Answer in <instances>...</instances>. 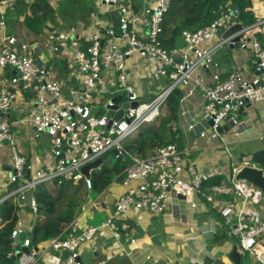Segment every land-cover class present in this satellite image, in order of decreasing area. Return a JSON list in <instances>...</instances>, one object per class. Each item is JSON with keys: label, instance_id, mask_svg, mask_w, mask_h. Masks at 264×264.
I'll use <instances>...</instances> for the list:
<instances>
[{"label": "built area", "instance_id": "2783aa9c", "mask_svg": "<svg viewBox=\"0 0 264 264\" xmlns=\"http://www.w3.org/2000/svg\"><path fill=\"white\" fill-rule=\"evenodd\" d=\"M16 1L0 0V69L14 72L8 80L0 83V145L7 144L11 148L13 163L7 181L8 186L14 187L0 203L13 199L20 206L26 201V193L33 192L40 185L80 182L90 191V177L86 178L81 169L112 151L115 152V161L128 156L131 162L120 175L125 191L114 200L111 214L101 223V227L109 229L115 239H120L127 230V223L117 221L130 209L160 214L174 198H183L193 208L192 198L196 195L211 202L212 198L203 193L202 185L223 176L220 168L196 171L188 151L175 144L160 147L153 156L141 159L128 155L122 143L142 126L157 124L168 96L176 89L182 92L179 105L198 94L202 103L201 119L211 122L210 129L202 130L199 138L213 141L219 138L218 129L224 122L233 126L238 124L241 108L264 102V45L258 39L260 32L264 37V19L243 26L238 20V10L228 7L207 26L194 32L183 31L185 47L165 50L159 37L164 15L173 0H149L142 8H136L131 0H98L117 12V32L111 27L100 26L81 43L80 39L74 38L75 28L62 31L50 27L46 31L45 44L52 52H58L60 48V53L75 66L81 80L78 89H70L65 94L62 84L45 63H37L40 47L5 34L6 10H12ZM24 1L31 3L35 0ZM237 24L241 26L240 30L209 46L217 34L222 32L223 35ZM224 46L251 54V78H244L234 70L223 80L218 72H214L210 82L205 81L204 72L215 66V51ZM132 56L139 58L140 68L127 70V61ZM144 70L149 71L151 79L169 80L170 85L165 83L147 100L139 101L143 97L130 83L129 76ZM120 92L127 95L126 102ZM22 93L31 96L24 112L34 135L49 138L54 158L39 167L29 164L18 153L7 120L13 103ZM118 96L121 103L117 110H111L114 106L111 100ZM48 100L54 103L48 104ZM133 103L135 107H132ZM123 104L128 107L122 110L120 120L113 121L107 129L108 122ZM100 105L107 113L96 115L94 107ZM237 172L232 170L229 186L214 187L212 191L231 194L241 200L242 206L235 213L233 206L227 204L219 209V215L227 226L236 215L234 233L238 236L239 254L257 264H264V221L258 211L245 209L246 203H260L263 194L244 181L237 182ZM101 204L96 199L91 206L97 209ZM28 205L34 216L36 204L33 197ZM97 229L75 219L63 235L48 241V248L59 254L67 253L64 264H79L80 245L91 241ZM23 233L19 225L15 226L10 237L13 249L15 239ZM20 246L28 248L23 257L24 264H40L36 250L30 249L29 236L20 241Z\"/></svg>", "mask_w": 264, "mask_h": 264}, {"label": "crops", "instance_id": "0c3cea01", "mask_svg": "<svg viewBox=\"0 0 264 264\" xmlns=\"http://www.w3.org/2000/svg\"><path fill=\"white\" fill-rule=\"evenodd\" d=\"M57 1L53 0V3ZM131 1L136 8H142L149 3V0ZM251 3V10L257 20H263L264 0H252ZM96 5L98 15L90 18L89 25L84 27L78 23L75 27L74 38L80 39L81 43L100 26L115 30L118 27V15L113 7L105 6L98 0ZM23 19V16H20L11 22H6L5 34L22 42L37 44L40 47L36 56L37 63H45L52 75L62 84L65 94L70 89H78L81 80L75 66L69 63L59 50L52 52L45 44L44 38L50 25L47 23L41 34L37 35L26 27ZM217 35L209 46L218 42L220 38ZM258 36L261 44L264 45L262 33L260 32ZM242 53L244 56L237 59L236 56L230 57L223 53L221 49L216 50L213 55L215 66L204 72L205 81L209 83L214 72H218L223 80L234 70L244 78H251L253 58L247 51ZM140 64L139 58L132 56L127 61V70L140 68ZM12 75H14L13 71L0 69V83L8 80ZM129 80L143 98L145 96L149 98L165 85L164 80L151 79L148 70L130 75ZM30 98L27 93L18 95L7 120L18 153L24 156L29 164L39 167L52 162L54 158L49 138L46 136L36 138L34 129L25 116V104ZM52 103L54 102L48 100V104ZM201 111L202 103L198 94H195L179 105L176 122L171 124L173 129H170L177 136L180 149L188 151L196 171L205 172L218 167L223 171L226 180L232 170L239 171L244 167L256 168L264 174V102L247 105L240 114L236 126L224 122L219 138L215 141L199 138L202 130H209L211 127L209 122L201 119ZM154 154L155 152L152 156ZM12 163L10 146L0 145V195L8 188L7 179L12 170ZM45 186L53 192V196L58 197L56 186ZM80 186L79 193L74 195L73 218L68 222L63 215L68 196L59 201L58 210L54 215L60 229L59 235H63L70 222L75 219L84 225L98 228L91 241L80 245L79 264H151L158 261L164 264H219V262L231 264L228 260L229 253L234 246L238 251V236L234 233L237 225L236 215L229 226L223 224V219L219 215V209L227 204L233 206L235 213L241 208V200L231 194H217L205 189L203 193L212 198L211 202L201 195H196L192 198L195 204L192 208L184 199L174 198L160 214L130 209L117 221L127 223L128 228L121 234L120 239H115L109 229L101 227V223L111 214L114 200L125 191L121 182H113L95 197H92L82 184ZM75 190V188L71 189L72 192ZM83 195L84 198L80 199L79 197ZM31 197H33L32 192L26 193V201L18 206L16 212V226L19 225L24 231L20 241L28 237L32 230L34 216L28 205ZM96 199L102 204L97 209H93L91 203ZM245 209L258 211L264 221V197L257 205L246 203ZM216 236L217 239L222 237V240L215 242ZM15 253L13 249V254ZM36 254L40 264H64L68 255L49 249L48 241L37 246ZM25 255V253L21 254L15 260L16 264H24ZM241 258V264H255L246 256Z\"/></svg>", "mask_w": 264, "mask_h": 264}, {"label": "trees", "instance_id": "16d2710c", "mask_svg": "<svg viewBox=\"0 0 264 264\" xmlns=\"http://www.w3.org/2000/svg\"><path fill=\"white\" fill-rule=\"evenodd\" d=\"M251 2L252 0H173L163 18L162 33L159 37L161 45L165 50L182 49L185 45L182 39L183 31L194 32L207 26L228 7L237 9L239 12L238 20L243 26H249L257 21L251 10ZM95 15H98L96 0H58L55 3L53 0H35L31 3L18 0L13 3L12 10L8 9L5 14L6 22L23 16L26 27L37 35L41 34L47 23L50 27L62 31L75 28L78 23L86 27L90 23V18ZM117 31L118 27L116 28ZM258 39L261 40L259 36ZM181 97L182 92L179 89L174 90L166 100L164 112L158 124L142 126L136 134L122 143V147L128 155L145 159L152 156V153L160 147L168 144L178 146V138L170 129L171 124L176 122ZM115 162L97 172H91L92 187L89 192L92 197L100 194L113 182H120L121 173L131 163L128 156H124L116 166ZM80 185L69 182H64L60 186L54 185L57 187L58 197L53 196V192L47 189L45 185L35 188L32 194L36 204V212L29 234L31 250H36L39 244L45 243L60 234L54 215L58 210L59 201L63 197L68 196L63 214L64 218L68 222L73 218L74 195L79 193ZM222 186H229V177L226 180L224 176H220L205 182L202 185V190H212L214 187ZM73 188L76 190L72 192L71 189ZM13 189L14 187L8 186L7 190L0 195V199ZM79 198L83 199L84 195ZM18 208L13 199L0 203V264H16V261L10 257L13 253L10 237L17 223L16 212ZM214 240L215 242L220 241L222 237L217 239L216 236Z\"/></svg>", "mask_w": 264, "mask_h": 264}, {"label": "water", "instance_id": "95a60500", "mask_svg": "<svg viewBox=\"0 0 264 264\" xmlns=\"http://www.w3.org/2000/svg\"><path fill=\"white\" fill-rule=\"evenodd\" d=\"M241 26L240 25H235L232 26L231 28H229L228 30H226L223 35L222 38H225L233 33H235L236 31L240 30ZM58 50L60 51V48H58ZM14 73V72H13ZM111 102L114 104V106H112L110 109L111 110H117L118 106L121 103V97L118 96L116 98H113L111 100ZM136 104L133 103L132 107H135ZM128 107L127 104H123L121 105V109L116 111L113 119L111 121L108 122L106 128L109 129L110 126L112 125V122H118L122 116V110L126 109ZM244 110V108H241L239 110V114L242 113V111ZM209 124L211 125V122H209ZM222 131L221 128L218 129V133H220ZM115 152L112 151V157H114ZM114 159V158H113ZM121 159H117L115 162V166L118 164V162ZM103 164V160L102 158H99L97 160H95L94 162L84 166L81 169V173L86 177L89 178L90 177V171H94V170H98L100 169V167ZM235 180L237 182L239 181H244L246 183H248L249 185L257 188L262 194H264V174L261 170H258L256 168H250V167H244L241 168L235 175ZM76 184H80V182H77ZM183 199V198H181ZM236 227V226H235ZM16 242V246L14 247V250L16 251V253L14 255H11V259L16 260L17 258H19L21 256V254L28 253V248H25L23 246H20V238H16L15 239ZM228 260L230 261L231 264H241V255L239 254V252L237 251V247L234 246L231 250V252L228 255ZM151 264H164V262L162 261H158L156 263H151ZM219 264H222V262H219Z\"/></svg>", "mask_w": 264, "mask_h": 264}, {"label": "rangeland", "instance_id": "374dc122", "mask_svg": "<svg viewBox=\"0 0 264 264\" xmlns=\"http://www.w3.org/2000/svg\"><path fill=\"white\" fill-rule=\"evenodd\" d=\"M11 22V21H10ZM218 38H221V36H222V32H220L218 35ZM184 47H185V45H184ZM221 49V51H223V53H226L228 56H232V57H235L236 56V58L238 59V58H240L241 56L243 57L244 56V54L242 53L243 51H241V50H239V49H229L228 47H226V46H224V47H222V48H220ZM238 55V56H237ZM134 57V56H133ZM130 83H132V82H130ZM165 83H166V86H168V85H170V82H169V80H166L165 81ZM133 84V83H132ZM122 97H123V100H124V102H126V100H127V95L124 93V92H120L119 93ZM155 94V93H154ZM143 95V94H142ZM153 95V94H152ZM151 95V96H152ZM33 98H34V96H33ZM148 99V97L147 96H145L144 98H140L139 99V101H145V100H147ZM94 112L96 113V115H101V114H104V113H107L106 112V110L100 105V106H95L94 107ZM158 124V123H157ZM153 125H156V124H153ZM102 160H103V164H102V166H101V168L100 169H102V168H105V167H108V165L110 164H113L114 162H115V160L113 159V157H112V152H109V153H107V154H105V155H103L102 156ZM99 169V170H100ZM98 170H94L93 172H97Z\"/></svg>", "mask_w": 264, "mask_h": 264}]
</instances>
